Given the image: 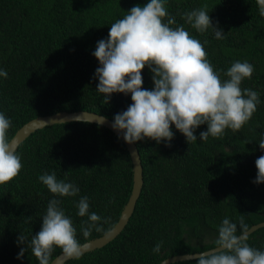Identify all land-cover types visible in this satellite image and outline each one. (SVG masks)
Instances as JSON below:
<instances>
[{
    "label": "trees",
    "instance_id": "obj_1",
    "mask_svg": "<svg viewBox=\"0 0 264 264\" xmlns=\"http://www.w3.org/2000/svg\"><path fill=\"white\" fill-rule=\"evenodd\" d=\"M149 0H0V112L12 122L11 139L25 123L55 112L95 113L112 122L132 103L131 94L113 93L108 103L97 91L93 55L97 42L107 40L111 24L134 6ZM207 4L214 27L201 34L187 24L185 12ZM167 10L199 39L221 78L235 61L254 66L251 79L241 83L259 93L251 120L238 132L225 130L221 138L200 139L207 124L196 128V142L171 126L173 139L157 143L144 138L134 144L142 168L141 193L123 230L100 249L63 264H158L167 257L191 255L215 248L218 226L227 217L238 224L244 215L248 228L264 221V183L256 184V159L264 155V17L256 0H167ZM143 85L154 88L152 73L142 71ZM170 144V146H169ZM23 169L0 185V264H39L28 248L21 259L22 234L30 241L42 228L48 202L61 207L77 229L81 244L105 231L93 229L87 238L77 215V203L89 198V212L117 222L131 194L132 171L123 144L107 129L80 121L56 123L33 132L16 149ZM56 173L79 187L75 197L54 196L38 177ZM30 217V219H29ZM237 235H240L239 226ZM163 242L160 252L153 248ZM247 243L264 251V227L248 235ZM56 248L51 260L61 253ZM50 260V261H51ZM175 264H197L196 260Z\"/></svg>",
    "mask_w": 264,
    "mask_h": 264
},
{
    "label": "clouds",
    "instance_id": "obj_2",
    "mask_svg": "<svg viewBox=\"0 0 264 264\" xmlns=\"http://www.w3.org/2000/svg\"><path fill=\"white\" fill-rule=\"evenodd\" d=\"M256 3L259 15L264 17V0ZM166 4L167 0H149L143 6L132 7L111 24L107 40L97 42L93 55L100 67L95 75L99 80L97 91L105 97L103 101L108 103L113 93L131 94L132 103L126 111L115 115L112 128L123 131V138L129 144L144 138L157 143L170 142L174 137L172 125L189 144L197 141L194 132L203 124H207V131L200 133L202 141L209 136L221 138L226 129L238 132L251 120L260 103L257 91L241 87L243 80L251 79L254 66L248 61H235L223 72L227 79H222L223 70L217 71L208 58L204 46L207 41L202 43L183 25L172 27L176 20ZM183 18L198 33L212 29L216 39L224 38L222 30L213 26L207 4L185 12ZM146 66L152 73V90L142 87V71ZM7 76L6 71L0 70V77ZM103 122L102 117L100 123ZM11 124L0 112V185L14 180L23 169L21 156L8 136ZM259 146L264 149V139L259 141ZM255 165L258 171L253 182L264 183V155L256 159ZM38 179L54 196L75 197L80 192L75 184L58 180L55 172L44 173ZM61 203L55 198L48 202L42 228L30 241L22 234L19 236V242L27 241V249H21L17 259L28 248L39 264H50L56 248L67 258L82 256L77 229ZM76 206L78 216L88 217L86 226L82 224L80 229L85 238L93 229L105 231L106 235L111 232L104 230L101 223H108L107 219L89 212L87 196L81 197ZM247 231L244 215L239 217L238 224L223 218L214 241V249L219 251L199 252L197 264H264V251L247 243ZM162 244V241L157 243L153 252L158 254Z\"/></svg>",
    "mask_w": 264,
    "mask_h": 264
},
{
    "label": "water",
    "instance_id": "obj_3",
    "mask_svg": "<svg viewBox=\"0 0 264 264\" xmlns=\"http://www.w3.org/2000/svg\"><path fill=\"white\" fill-rule=\"evenodd\" d=\"M102 116L96 115L95 113L90 112H81L79 111H61V112H55L49 115L39 116L33 120H30L29 122L25 123L23 126H21L12 136L10 139L12 144L17 147L26 139L28 138L33 132L56 123H65V122H71V121H80L83 123L88 124H95L98 126H101L108 131H110L119 141L123 144L125 147L130 164H131V171H132V183H131V194L129 196V199L124 206L121 214H119V218L117 222L114 224V226L111 228V232L109 234H104L103 236L99 238H95L93 240H90L88 242H85L81 244L83 246V254L92 252L94 250L100 249L109 242H111L125 227V225L128 222V219L130 218L131 214H133L135 210V206L137 203V200L141 193V186H142V168L140 164V159L138 152L136 150V147L134 144L127 143L123 136V131L114 130L112 128L113 122L104 118L103 124L100 123ZM264 227V221L256 223L251 225L248 228L247 235L252 233L254 230ZM212 251H219V249H210ZM82 254V255H83ZM198 256V253L191 254V255H179V256H173V257H167L160 261L158 264H175L178 262H185V261H192L196 260ZM72 258H67L63 255V253H59L56 255L51 261L50 264H63L66 260H69Z\"/></svg>",
    "mask_w": 264,
    "mask_h": 264
}]
</instances>
